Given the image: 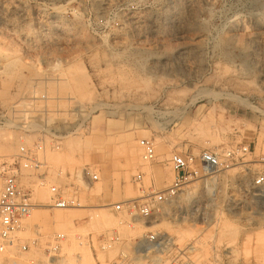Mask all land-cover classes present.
Returning a JSON list of instances; mask_svg holds the SVG:
<instances>
[{"label":"rangeland","instance_id":"rangeland-1","mask_svg":"<svg viewBox=\"0 0 264 264\" xmlns=\"http://www.w3.org/2000/svg\"><path fill=\"white\" fill-rule=\"evenodd\" d=\"M72 76L88 89L86 98L70 87ZM32 89L61 97L49 105L62 138L46 150V171L51 182L76 185L82 206L35 209L22 233L29 238L38 225L31 255L43 259L45 242L63 232L53 264H112L120 252L133 257L153 232L166 238L164 251L132 264H264L257 162L188 183L147 219L114 209L168 186L172 151L249 144L252 157L264 155V0H0V107ZM64 97L82 101L87 117L68 115L74 109ZM77 127L98 129L100 146L68 148ZM142 138L153 143L151 161L142 159ZM4 141L0 159L23 142L9 131L0 132ZM83 167L98 180L86 185ZM137 173L144 192L133 181ZM33 198L46 203L50 193L38 187ZM112 234L118 239L103 247Z\"/></svg>","mask_w":264,"mask_h":264},{"label":"built area","instance_id":"built-area-1","mask_svg":"<svg viewBox=\"0 0 264 264\" xmlns=\"http://www.w3.org/2000/svg\"><path fill=\"white\" fill-rule=\"evenodd\" d=\"M61 97L50 96L46 91L32 89L16 97L11 103L0 107V132L18 133L22 138L17 151L8 158L0 159V264H11L17 258H24L26 264H53L61 255L65 240L63 232H56L45 242L44 258L37 259L30 252L40 244L38 225H33L34 235L22 237L29 224L28 220L38 207L50 209H70L81 207L77 197V187L73 183L58 184L48 179L46 168L47 149H58L60 133L51 122V103H57ZM66 98L70 110L77 108L72 97ZM33 136L34 141H24ZM144 161L154 159L153 143L146 138L138 141ZM249 144H236L217 149H201L197 153L172 151L169 162L173 171L171 183L161 190L147 191L144 194L121 201L114 205L119 211L123 206L139 219H147L157 209L159 203L173 201L188 183L206 180L218 173L238 164L257 162L260 166L256 171L254 182L264 185V155L251 156ZM251 156V158H246ZM44 169L41 170V168ZM81 174L86 185L98 180V175L83 167ZM142 174L137 173L133 181L143 190ZM38 187H46L50 193L48 202L42 203L33 198ZM71 187V189L69 188ZM118 237L115 234L104 238L102 246H109ZM166 238L149 232L135 247V255L130 257L120 252L112 264H132L139 256L150 252L164 251Z\"/></svg>","mask_w":264,"mask_h":264},{"label":"bare ground","instance_id":"bare-ground-1","mask_svg":"<svg viewBox=\"0 0 264 264\" xmlns=\"http://www.w3.org/2000/svg\"><path fill=\"white\" fill-rule=\"evenodd\" d=\"M103 10V9H102ZM100 14V13H99ZM132 14V13H131ZM133 16V15H132ZM131 17V16H130ZM139 18V17H138ZM135 19H136V17H135ZM132 20H133V18H132ZM62 21V20H61ZM130 21H131V19H130ZM132 22V21H131ZM125 23V22H124ZM138 24V23H137ZM123 25V24H122ZM133 25V24H132ZM139 25V24H138ZM138 29V28H137ZM199 37V36H198ZM122 38V37H121ZM85 42V41H84ZM68 68V67H67ZM27 69V68H26ZM154 69V68H153ZM69 70H71V69H69ZM71 72V71H70ZM71 79H72V82H73V84H72V86L70 85V87H72V88H74V90L78 93V95H80L81 97H82V99H84V98H86L88 95H89V93H88V89L86 90V88L82 85V84H79V81L77 80V78L75 77V76H72L71 77ZM62 80H63V82H65L66 83V78L65 77H63L62 78ZM69 87V86H68ZM88 88V87H87ZM10 98V97H9ZM8 97H3V98H1V102L2 103H6V102H8L10 99H9ZM12 98V97H11ZM9 99V100H8ZM79 103H77V108L74 110V112H68L67 114L68 115H73V114H75V113H78L79 112V115L81 116V117H87V115H88V112L90 111H86V109H85V106L83 105V103H82V101H78ZM98 106V104H95L93 107H97ZM91 109V108H90ZM93 109V108H92ZM201 126V125H200ZM204 126V125H203ZM79 127V126H78ZM78 127L76 128V131H77V129H78ZM199 128H201V127H199ZM83 128H79L78 130L80 131H78V133H79V135L76 137V138H74V137H70V138H68L67 139V147L68 148H70V149H74V148H77V149H79V150H94V149H96L98 146H100V141H99V139L98 138H96L95 137V134H96V131L98 130V129H92V130H85V127H84V130H82ZM76 131L74 132V133H76ZM216 137V136H215ZM215 137H212V141H216L217 139V137L215 138ZM221 137V136H220ZM9 145V143H6L5 141L4 142H0V146L2 145V146H5V145ZM7 145V146H8ZM134 149V148H133ZM48 201V200H47ZM43 203H45V202H43ZM63 210H65V209H63ZM70 211V210H69ZM35 212V211H34ZM34 212H33V214H34ZM65 213V212H64ZM66 215V214H65ZM71 215V214H70ZM59 218L61 217L60 215L58 216ZM72 216H70V217H68L69 219L71 218ZM56 219V218H55ZM104 220V219H103ZM91 221V220H90ZM64 223V222H63ZM58 225V224H57ZM20 259V258H19Z\"/></svg>","mask_w":264,"mask_h":264}]
</instances>
